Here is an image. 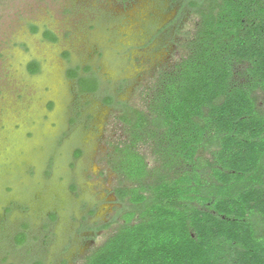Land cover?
Returning <instances> with one entry per match:
<instances>
[{
  "label": "rangeland",
  "instance_id": "374dc122",
  "mask_svg": "<svg viewBox=\"0 0 264 264\" xmlns=\"http://www.w3.org/2000/svg\"><path fill=\"white\" fill-rule=\"evenodd\" d=\"M198 21L185 0H0V264H81L121 222L115 192L133 182L114 168L126 145L145 159L144 183L159 177L154 142L132 138L120 116L145 111L191 53ZM77 66L91 67L97 92L78 94L67 78ZM224 247L238 264L239 248Z\"/></svg>",
  "mask_w": 264,
  "mask_h": 264
},
{
  "label": "trees",
  "instance_id": "16d2710c",
  "mask_svg": "<svg viewBox=\"0 0 264 264\" xmlns=\"http://www.w3.org/2000/svg\"><path fill=\"white\" fill-rule=\"evenodd\" d=\"M185 1L199 18L191 53L164 73L145 111L120 116L132 138L154 142L162 172L144 183L135 144L117 149L114 170L133 182L115 192L121 222L81 264H228L224 245L239 248L238 264H264V0ZM26 70L38 74L39 62ZM234 74L248 82L236 86ZM67 78L80 95L100 86L91 67Z\"/></svg>",
  "mask_w": 264,
  "mask_h": 264
},
{
  "label": "flooded vegetation",
  "instance_id": "af4514ba",
  "mask_svg": "<svg viewBox=\"0 0 264 264\" xmlns=\"http://www.w3.org/2000/svg\"><path fill=\"white\" fill-rule=\"evenodd\" d=\"M99 90V89H98ZM115 102V101H114Z\"/></svg>",
  "mask_w": 264,
  "mask_h": 264
}]
</instances>
